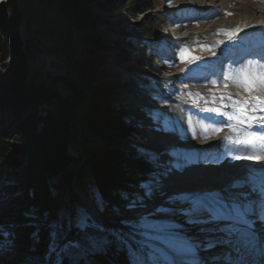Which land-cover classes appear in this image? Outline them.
I'll use <instances>...</instances> for the list:
<instances>
[{"label": "trees", "instance_id": "obj_1", "mask_svg": "<svg viewBox=\"0 0 264 264\" xmlns=\"http://www.w3.org/2000/svg\"><path fill=\"white\" fill-rule=\"evenodd\" d=\"M127 1L132 18L151 9L146 1ZM103 2L60 0L68 29L58 42L62 68L54 67L49 59L40 65L32 61L35 46L28 39H39L29 29L25 35L18 0L0 2V245L7 239L17 242L24 258L16 264H47L48 221L76 206L88 207L74 187L93 203V189L105 199L120 198L121 191L134 192L152 173L139 151L146 143L127 122L126 114L116 104L108 107L102 102L101 96L119 97L124 87L91 88L74 73L78 60H70L71 32L83 50H103V41L93 35L103 21L92 10L114 7L109 1L104 8ZM129 28L121 27L120 35L127 33V38L115 42L121 44L118 55L123 66L134 75L145 73L139 71L141 67L152 71L153 55L146 61L140 49L156 35L147 27L142 29L145 33ZM138 36L140 41L135 39ZM148 75L137 77L143 81L138 83L140 93L145 92L141 85L151 80ZM118 141L127 142L131 149L115 148ZM107 229L92 234L97 249L86 245V250H77L64 264H130L127 250L110 234L122 229ZM69 235L81 238L75 229Z\"/></svg>", "mask_w": 264, "mask_h": 264}, {"label": "rangeland", "instance_id": "obj_2", "mask_svg": "<svg viewBox=\"0 0 264 264\" xmlns=\"http://www.w3.org/2000/svg\"><path fill=\"white\" fill-rule=\"evenodd\" d=\"M103 1L102 7L107 8L106 4L109 1L114 7L108 10L102 8H92V10L94 16L99 15L103 21L96 25L93 35L103 41L104 48L97 52L92 49L83 50L82 42L76 37L75 32H71V42L74 46L72 45L73 59L70 60H78L74 62L76 65L73 64L75 67L73 69L76 70L74 73L78 75L79 82H87L91 88L105 84L114 88L124 87V92L122 91L119 97L118 95L112 98H106L105 95L101 96L102 102L108 107L116 104L119 111L126 114L127 122L135 127L139 137L146 143L144 150L154 152L174 150L177 153L186 154L190 158V163L183 171L174 173L167 180V191L169 193L177 191L199 193L219 188L229 183L233 177L248 170L247 168L232 169L228 161L222 163L206 162L209 159L208 154L211 149L195 150V155L193 151L195 145H209L219 141L222 144L220 148L223 151L222 157H225L228 154L227 146L232 143L224 138L235 134L228 130L225 122L230 123L229 116L238 112L231 109L234 103L241 104V101L232 97L242 93L238 88L240 86H237L238 82L229 81L224 72L221 71L225 64L221 65L222 68L219 69L215 67L221 56L225 54L219 49L220 41L223 43L228 40L231 41L230 36L226 35L225 31L233 32V28L226 25L223 20V18L228 17L224 10L227 5L224 4L223 0H170V2L169 0H137V2H148L151 9L144 14H137L135 18L129 16L127 9H130V6L128 8L125 6L127 0ZM192 3L198 5L199 8L197 7V9L200 11V15L212 14L214 18L205 22L197 19L189 22L188 19L194 11L190 6ZM18 4L22 9V21L25 30L29 29L30 35L36 36L40 41V43L37 40L32 42L45 47L53 59V61L50 60L46 54L33 47L34 58L32 61L40 65L41 63L44 64L45 61L47 64L49 59L54 67L62 68L59 64L61 53L58 42L67 36L68 29L60 9V0H48L44 5L40 0H18ZM217 4L222 5L223 8L218 9ZM253 7L256 8V5ZM253 7L249 8V14L242 12V15L252 18L254 15V18L257 19ZM234 16L237 18V15ZM0 22L2 26L3 23ZM205 23L213 25L219 33L217 35L207 33L203 37L201 29ZM234 24L235 22L232 21L231 25ZM127 26L141 33H145L142 29L147 27L153 35H156L154 38L148 39L150 43L140 49L141 55L146 61L151 60L152 55L154 58L160 54L159 43L161 42L165 43L164 48L170 53L167 57L168 60L175 59L177 55L178 62L173 64L168 62L165 65L166 70L171 71V73H165L164 81L158 79L156 74L149 73L150 69L146 67L139 69L145 73L136 72L134 75L131 70L123 66L122 59L118 55L121 44L116 45L115 42L127 38L125 35L127 33L123 32L120 35L119 30L121 27ZM175 30H179L177 34H175ZM4 31L6 30L4 29ZM4 38H7V33H4ZM135 39L140 41L141 36ZM50 41H53V47L51 43L49 44ZM30 44L33 45L31 42ZM181 49L185 51L182 53ZM52 52L55 54H50ZM83 57L87 60H83ZM192 57H196V59H192ZM165 61L167 60L155 62L154 66L159 67ZM5 63L8 64L9 59ZM147 74H149L150 81H155V84L161 87L158 90L161 93L160 96H157L158 98L152 94L153 92L147 90V86L141 85L145 92H139L138 83L143 81L137 77H143ZM223 82H226L225 85L222 84ZM188 83H191V86H188ZM189 88L193 90L189 92ZM167 91L177 94L178 98L183 99L182 103H180V99L177 102L170 100ZM212 127H220L224 131L215 140L203 141L200 139L203 137V130L207 128L210 133ZM147 129L151 131V134L146 131ZM193 132H195V138H193ZM77 137L79 138V135ZM115 148L131 149L130 145L124 141H118ZM213 150L218 152L216 147ZM251 161L256 164H263L259 159H241L237 161V164ZM81 162L82 160L80 164ZM214 167H219V169ZM73 168L76 169V165ZM82 199L90 209L94 207L88 198L90 203H87L83 197ZM106 200L109 202V208L102 213H97V218L107 227L122 229L120 223L122 216L117 215L112 210V206H118L123 216L129 218H133L135 213L125 212L123 201L114 195ZM160 202L161 198L156 197L153 201H149L148 207L144 211H150ZM124 231L127 230L124 229ZM191 233L195 234L196 229L193 228ZM4 243L0 245V264H16L23 260V252L17 242L7 239Z\"/></svg>", "mask_w": 264, "mask_h": 264}, {"label": "snow or ice", "instance_id": "obj_3", "mask_svg": "<svg viewBox=\"0 0 264 264\" xmlns=\"http://www.w3.org/2000/svg\"><path fill=\"white\" fill-rule=\"evenodd\" d=\"M240 30L225 31V34L231 37ZM184 51L181 49L182 53ZM256 78L264 86V74L257 73ZM241 86L246 91L253 89L247 77ZM253 99L264 112V101L258 97ZM234 106L238 112L228 119L235 123L225 122V126L236 136L224 139L241 145L250 159L264 158V135L243 128L247 121L264 124V116H250L246 104L234 103ZM221 131L220 127L211 128L212 134ZM202 135L208 137L207 128ZM139 151L152 167V173L137 185L135 192L125 190L119 194L124 211L133 212L135 216H123L118 206H112V210L122 216V230L110 234L127 250L130 264H264V165L259 172L248 169L219 188L199 193H169L167 180L183 171L190 158L174 150L154 152L141 148ZM156 197H160L161 202L150 211H144ZM92 201L95 211L76 206L48 221V264H64L77 250H86V245L92 249L99 247L92 234L108 232V229L96 214L107 210L109 202L97 189H93ZM193 228L195 234L191 233ZM73 229L81 238H70Z\"/></svg>", "mask_w": 264, "mask_h": 264}, {"label": "bare ground", "instance_id": "obj_4", "mask_svg": "<svg viewBox=\"0 0 264 264\" xmlns=\"http://www.w3.org/2000/svg\"><path fill=\"white\" fill-rule=\"evenodd\" d=\"M223 2L225 5H227V7H224V10L226 11L225 13L231 14V15H227L228 16L227 18H225V19L223 18V20L225 21V24L230 25L231 28H233L232 29L233 32H235V30L238 28L241 29L240 31L236 32L235 35L230 37L231 41H233V42L237 41V42L243 43L247 40H251V39L253 40L252 36L256 35L257 33H261L262 35H264V0H223ZM253 5H256V8H254ZM190 6H192V8L194 10L193 14H195L197 16L198 13H197V11H195V9L197 10L198 5L196 3H192ZM251 6L253 7V10L256 11L257 19L254 18V15H253V18L250 16L247 17L245 15H242V12H246L247 14H249L250 13L249 8ZM217 8L221 9L223 7H222V5L217 4ZM234 15H237V18H234L235 17ZM211 18H214L212 14L206 15V16L202 15L199 17V19L194 18V20L197 19V20H201V21L205 22ZM232 21L235 22L234 25H231ZM207 33H214V35H217L219 32H217L215 30L214 26L211 25L210 23H205V25L201 29V34L204 37V35H206ZM220 43L221 44L219 46L220 47L219 49H220V51H222V53H225V54H223L221 56V58L218 60L217 65L215 66L216 69H219L221 67V65L228 63V61L231 59V57L235 51L234 49H231L229 47L227 42L223 43L222 41H220ZM252 52L256 53V52H258V49H255L254 51L253 50L252 51L246 50L244 52L243 58L237 62L236 65L239 67L236 66V69L238 68V69L242 70V72H244V74L249 76L252 79V83H253L254 87L256 88V90L260 94H264V86H261L259 80L256 78L257 73L264 74V59L250 58L249 54ZM223 69L222 70L220 69V70L225 73V70H226L225 67ZM261 70H262V72H261ZM225 83L226 82H223L222 84L225 85ZM227 93H228V91H227ZM242 95H245L247 98H249L250 104H252V105L256 104L253 97L250 98V97H248L247 94L241 93L240 95H237V96L241 97ZM232 97H234V96H232ZM258 111H260V109ZM260 116H264V115H256V117H260ZM251 122L253 124H256V128L245 127L244 129L249 131V132H254V133L260 134L261 133V130H260L261 126L257 125V124H261V123H258L256 121H251ZM257 144H258V142H257ZM207 148H208V144L195 145L194 146L195 150H203V149H207ZM257 151H259V149H257ZM237 157H239V159H237ZM237 157L230 161L232 169L236 170L239 168H247V169L256 170L257 172H259V170L261 169V166L255 165L256 163H250L249 164L247 162L246 163L242 162V163L237 164V161H240L241 159H245V158L250 159L249 155L243 151V148L241 150V153ZM261 160L264 163V158H262ZM214 168L219 169V167H214Z\"/></svg>", "mask_w": 264, "mask_h": 264}, {"label": "water", "instance_id": "obj_5", "mask_svg": "<svg viewBox=\"0 0 264 264\" xmlns=\"http://www.w3.org/2000/svg\"><path fill=\"white\" fill-rule=\"evenodd\" d=\"M25 35L27 36V30L25 31ZM38 50H40L41 52H43L44 54H46L47 56H48V58L50 59V60H52L53 61V59L51 58V55H49V52L45 49V47H43L42 45H40V44H36V43H34V42H32L31 40H30V38L28 39ZM39 42V41H38ZM40 43V42H39ZM51 43V45H53V41H50L49 42V44ZM74 191L77 193V194H79L80 196H82L83 198H84V200L87 202V203H90L89 202V200L86 198V197H84L83 196V194H81V193H79L78 192V190L74 187ZM92 210L93 211H95L94 210V207L92 208Z\"/></svg>", "mask_w": 264, "mask_h": 264}, {"label": "built area", "instance_id": "obj_6", "mask_svg": "<svg viewBox=\"0 0 264 264\" xmlns=\"http://www.w3.org/2000/svg\"><path fill=\"white\" fill-rule=\"evenodd\" d=\"M40 1H42V4L44 5L48 0H40ZM52 47H53V45H52Z\"/></svg>", "mask_w": 264, "mask_h": 264}]
</instances>
